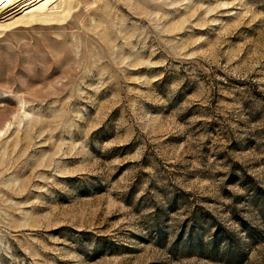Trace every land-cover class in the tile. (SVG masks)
Returning a JSON list of instances; mask_svg holds the SVG:
<instances>
[{"label": "rangeland", "instance_id": "374dc122", "mask_svg": "<svg viewBox=\"0 0 264 264\" xmlns=\"http://www.w3.org/2000/svg\"><path fill=\"white\" fill-rule=\"evenodd\" d=\"M38 18L0 28V264H264V0Z\"/></svg>", "mask_w": 264, "mask_h": 264}, {"label": "bare ground", "instance_id": "6f19581e", "mask_svg": "<svg viewBox=\"0 0 264 264\" xmlns=\"http://www.w3.org/2000/svg\"><path fill=\"white\" fill-rule=\"evenodd\" d=\"M4 1L7 4L4 3L3 6H5V8L0 9L1 29L8 28L13 24L16 25V23L19 21L20 22L24 21V23H26L27 22L26 20H30L31 22V20L35 19V17H39V18L44 17L49 19L50 17H54V16H63L65 13L70 11L73 3H76V0H56L55 3L49 1V2L41 3L38 6L36 5V7L25 8L22 3H18V2L13 3L10 2L9 0H4ZM54 6L56 8H60L61 10L60 11L53 10ZM31 10H34V12L25 13ZM47 19L45 20L43 19V20L48 21ZM58 21H60V19H58ZM0 123H2V121H0ZM0 131H1V127H0Z\"/></svg>", "mask_w": 264, "mask_h": 264}]
</instances>
